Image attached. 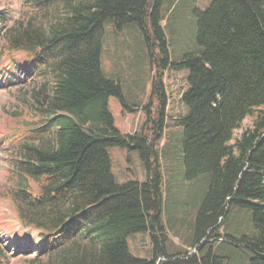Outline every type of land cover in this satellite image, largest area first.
Masks as SVG:
<instances>
[{
	"label": "trees",
	"instance_id": "trees-1",
	"mask_svg": "<svg viewBox=\"0 0 264 264\" xmlns=\"http://www.w3.org/2000/svg\"><path fill=\"white\" fill-rule=\"evenodd\" d=\"M165 3L25 0L47 24L23 19L12 26L0 10V57L16 61L14 55H23L30 74L49 82L12 119L15 159L6 190L21 222L41 232L46 264L53 256L54 264H227L233 256L226 246L214 249L208 242L192 255L168 246L159 144L168 119L163 80L170 68L188 71L181 97L186 113L175 119L184 128L185 178L207 180L191 245L234 225L227 241L250 251L247 264H264V0H213L197 8L198 48L180 60L171 56L162 25L171 24ZM131 24L145 37L154 72L145 121L135 133L115 125L109 98L128 109L125 93L102 67L107 27L118 33ZM114 146L139 153L145 180L117 182L109 152ZM244 212L251 217L247 230L237 218ZM138 232L150 234L151 257L132 253L128 239Z\"/></svg>",
	"mask_w": 264,
	"mask_h": 264
},
{
	"label": "rangeland",
	"instance_id": "rangeland-1",
	"mask_svg": "<svg viewBox=\"0 0 264 264\" xmlns=\"http://www.w3.org/2000/svg\"><path fill=\"white\" fill-rule=\"evenodd\" d=\"M213 0H166L165 7H169L171 13V24L167 28V21H163V26L170 39L172 54L175 60H180L185 54L195 52L198 48L196 43V9H205ZM0 10L4 12L6 25L12 26L21 20H32L33 23L43 24L42 17L37 10L25 7V0H0ZM27 17V18H26ZM132 25V26H131ZM123 31L115 33L107 27L104 35L102 52V67L108 77L119 80L124 88L126 104L131 107L133 104L145 103L151 85V73L145 37L142 36L141 29L131 24ZM3 30V27L1 28ZM12 60L10 56L0 57V257L2 264H46L49 259L47 255L40 252L42 237L41 232L24 225L16 212L13 201L9 193L6 192L8 186L12 184L9 175L11 162L15 159L11 157L9 146L11 131L16 122L13 121L15 114L21 110V105L28 104L33 98L32 94L46 87L49 89L48 78L45 76L35 77L30 74V64L24 61L23 55L17 54ZM14 67L16 70H14ZM15 75H12V73ZM188 71L183 68H170L165 72V81L168 101V127L166 128V143L163 139L161 148V171L164 172L166 182L165 209L163 207L162 217L168 222L173 231L169 236L168 246L173 252L186 250L189 255L198 252L195 247L189 246L190 240L184 241V233L189 229L178 231L177 218H184V212L192 209L193 201L203 204L201 191L204 188L202 180L197 183H189L186 180V169L183 149V127L174 125V119L186 112L182 104L181 97L188 87ZM48 87V88H47ZM49 91V90H48ZM153 106V105H152ZM150 106V107H152ZM109 109L115 117V124L123 131L134 133L138 131L145 121V112L142 107H138L131 112L126 109L123 103L116 97L109 98ZM127 110V109H126ZM249 119H246L244 126H248ZM183 128V129H182ZM241 131H236V136ZM51 130L49 131V134ZM52 138L50 135L47 139ZM112 158V170L116 175L119 184L130 180H144L145 170L139 153L128 147L114 146L109 148ZM14 155V153H13ZM197 189L200 192H197ZM201 198V201L198 199ZM200 205L194 209L198 216ZM190 212L187 211V214ZM245 218L237 216L249 229L251 217ZM186 220V219H185ZM170 221H177L174 225ZM187 222L185 221L184 224ZM183 224V225H184ZM250 225V226H249ZM234 225L229 229L219 228V234L213 238L205 237L203 242L210 243L214 249L221 245L227 246L231 241H227L226 233L234 232ZM208 233V232H207ZM170 234V233H169ZM189 237H190V233ZM206 235V234H205ZM177 237V238H176ZM229 239V238H228ZM86 240V239H85ZM174 240V242H173ZM129 246L132 253L139 257H151L154 250V243L149 233L138 232L132 234L129 239ZM176 244V245H175ZM233 247V246H232ZM234 248V247H233ZM231 252V249H229ZM238 252L244 255L241 250ZM245 256V255H244ZM54 264L55 257H52ZM34 260V261H32ZM243 257H230L227 264H238L243 261Z\"/></svg>",
	"mask_w": 264,
	"mask_h": 264
},
{
	"label": "crops",
	"instance_id": "crops-1",
	"mask_svg": "<svg viewBox=\"0 0 264 264\" xmlns=\"http://www.w3.org/2000/svg\"><path fill=\"white\" fill-rule=\"evenodd\" d=\"M197 206H199V203L198 202L196 204V207ZM187 215H188V218L190 220H195L196 219V214H195L193 208L190 210V212ZM177 221H178L179 229H178V231H176V234H179L181 231L184 232L185 229H189V231L188 232L185 231L186 233H184V234H185V236L188 237L189 236L188 233H190V238H193L192 237V234H193V231H194L193 226H186V224L183 225L182 222L180 221V218H177ZM177 221H174L172 225H174L175 223H177ZM234 253H235V257H238V254L236 252H234ZM232 254H233V252H232Z\"/></svg>",
	"mask_w": 264,
	"mask_h": 264
}]
</instances>
